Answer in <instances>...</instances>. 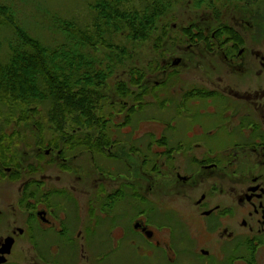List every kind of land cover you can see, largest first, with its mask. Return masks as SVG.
<instances>
[{
  "label": "flooded vegetation",
  "instance_id": "flooded-vegetation-1",
  "mask_svg": "<svg viewBox=\"0 0 264 264\" xmlns=\"http://www.w3.org/2000/svg\"><path fill=\"white\" fill-rule=\"evenodd\" d=\"M254 13L222 12L220 21L184 27L187 51L163 72L184 69L180 89L172 92L180 97L179 122L149 131L153 143L136 168L121 157V147L112 156L120 145L117 132L128 134L121 129L110 143L99 135L109 144L102 148V157L112 159L109 167L96 166L89 130L83 147L78 138L65 139L44 151L45 164L34 167L55 176L37 172L39 180L26 183L25 192L34 186L33 206L25 198L0 211L6 216L0 264H106L107 243L112 251L126 228L132 254L153 264L264 263V21L257 23ZM119 164L130 170L129 181ZM93 171L99 172L93 177ZM125 189L132 204L122 209ZM107 222L115 226L108 234ZM170 224L184 236L171 234ZM98 241L100 253L92 257L91 243Z\"/></svg>",
  "mask_w": 264,
  "mask_h": 264
},
{
  "label": "rangeland",
  "instance_id": "rangeland-1",
  "mask_svg": "<svg viewBox=\"0 0 264 264\" xmlns=\"http://www.w3.org/2000/svg\"><path fill=\"white\" fill-rule=\"evenodd\" d=\"M147 1L149 0H129L127 2L129 4H127L126 7L142 9ZM160 1L166 5L170 4L172 6V11L168 13L165 20L160 22L158 26L161 27L164 26V24L170 27L175 26L176 32L174 34H176L175 37L177 41L183 36L181 35V31L184 27L187 28L191 25L196 27L201 25L202 22L198 20V18L201 15L203 16L205 12L203 9H195V0ZM221 2L222 0H217L216 4L220 6ZM95 4H97V0H0V9L4 10L5 13H9L8 17L10 16L21 30L29 37L38 40L39 43L45 47L53 48L60 45V47L65 46L66 49H71V47L74 46L71 39L72 35L75 38L74 41H77L81 38L80 33L83 31L89 35L93 32L92 26L95 22L96 13L92 8ZM224 10L226 14L234 13V15L238 11L248 13L250 11L255 12V21L257 23L264 21V0H257L249 6H246L243 1L240 3L233 2L231 5L226 6ZM206 14H208V12H206ZM8 17H6L7 20L9 19ZM193 17H196V20L193 19ZM0 22H5L4 18L1 16ZM65 24L72 27L70 39H67V36L63 33L62 28H64ZM60 25H62L61 28L59 27ZM205 26L211 27L212 25L206 24ZM252 33L251 35L254 36L255 40L256 35ZM262 35L263 33H261L260 36ZM154 37L146 43L134 45L127 44L125 39H120V37L115 38V36H113L110 40L107 39L111 45L113 44V46L115 45L116 47H123L124 44H126L128 56L123 59V63L126 64V70H129L130 67L137 69L145 68L147 73L146 80L149 83L146 82L147 86H144L142 83L139 85H126L127 89L122 91L118 87V84L120 81L125 82V80H128V76L123 73L122 69H119L117 71L118 77L107 81L102 91H100L102 92V99H98L97 101L96 95H93L95 91L85 93L84 95L76 94V99H80V97L84 96V98L91 101L92 120L85 122V124L76 123L74 116L76 113L70 108H62L63 112H65V119H68L67 122L62 120L57 124L55 121H51L50 114L53 115L55 109L52 106L49 107L47 101L49 99L44 100L45 102L43 104L31 105L21 109L22 113L0 104V211H5L13 206L17 207L19 204L21 205L25 198L28 206H33V204H35V198L33 196L35 192L34 186L25 192V185L27 182L31 183L39 180V176L36 175L37 172L49 171V168L42 169L43 166L40 167L41 169L38 171L36 170L37 167H34V165L37 164V161L38 163L41 161L45 164V160L41 157H43L44 151L57 144V140H71L73 138L81 140L89 130L91 136L90 148L96 155L94 159L96 166L105 164L109 167L111 163H113L111 161L112 159L102 157V148L109 147L107 142L110 143V140L114 139L112 132L116 134L117 130L121 129L123 133L128 134L125 136L117 132L116 138L118 142L120 141V145L112 152V156H117V150L121 147L124 151L121 157L129 158L128 163L136 168V166L141 163V159L148 155L150 145L153 143L149 131L156 129L158 124L179 122L180 97L177 95L174 96L172 92L180 89L179 84L182 83L181 78L183 77L181 73H184L181 70L184 69L178 66L172 73L166 76L163 72L169 69L173 60L184 57L183 52L187 51L189 41L183 36L184 39L181 38V49L178 51L174 48L178 44H176L175 41L173 42V39H164V49L156 51L153 47L155 44ZM15 41V34L8 23H0V64H5L7 62L10 50L9 46ZM258 44L262 45L261 40ZM103 49V47H100V52ZM185 57H188V55ZM152 62H157L160 68L156 73H151L149 70L150 63ZM165 63L166 66H164ZM190 75L194 77L196 72L191 71ZM125 97L130 99L125 101ZM101 117L108 122L106 127L103 128V131H99V122H102ZM123 123L128 125H119ZM113 125H118L119 127L117 128V126ZM32 128L36 131L35 133L31 131ZM109 128L113 131L109 130ZM99 135H102L103 139H106L105 141L107 142L105 145H103V141H98ZM157 138L159 137L157 136ZM83 142L84 140L79 143L81 147H83V144H81ZM174 149L177 150V148ZM117 158H119V156ZM7 169L11 170L10 174L5 173ZM117 170H121L123 177L127 178V181H129V177L131 176L130 170H122L121 164H119ZM143 171H148L147 166L144 167ZM98 172L99 171H96L95 173V171H93L92 176H96ZM48 173L53 178L56 172L51 170ZM124 193L122 204L120 205L122 209L132 204L131 192L125 189ZM140 195L147 197L145 194ZM177 201L178 200H175L174 202ZM136 202L140 203L138 201ZM0 219L1 229L3 220L6 219V216L4 215L0 217ZM172 225L173 224H170V228H174L175 231H171V234H174L177 238L183 237V229L177 224L175 227H172ZM114 227L113 224L107 222V231L104 226L105 233L108 234ZM125 230L127 233L124 240H121V242L120 240H114V245L116 247L112 249V251H110V248H112L110 246L111 244L107 243L108 247H106V250L108 255L106 264H153L151 260H140L136 255L132 254L128 242L131 236L130 233H128V229L126 228ZM103 234V229H101L98 233L100 238H102L101 241L106 239ZM121 234L123 233L116 232L115 236L119 238ZM99 246V241L91 243V247L93 251H95V255L93 254L94 256L92 257L98 256L100 250ZM256 253L257 259L263 255L260 250ZM235 255L233 258H239L238 256L242 258L241 254H238V256ZM244 255L247 256V253L244 252ZM32 256H34V254H32ZM185 256L188 257V254L186 253ZM258 263L264 264L260 259ZM238 264H241V262Z\"/></svg>",
  "mask_w": 264,
  "mask_h": 264
},
{
  "label": "trees",
  "instance_id": "trees-1",
  "mask_svg": "<svg viewBox=\"0 0 264 264\" xmlns=\"http://www.w3.org/2000/svg\"><path fill=\"white\" fill-rule=\"evenodd\" d=\"M128 1L97 0V4L92 8L96 13L92 26L93 32L89 35L83 31L80 33L81 38L77 41H74L73 35L71 37L72 27L65 24L62 30L67 39L70 37L72 39L74 46L71 49H66L65 46L60 47V45L53 48L45 47L21 30L15 21L8 17L9 13L0 9V16L12 28L16 38V41L9 46L7 62L0 64V104L22 113L21 109L43 104L44 100L49 99L47 100L49 107L52 106L55 109L53 115L50 114L51 121L57 124L62 120L67 122L68 119H65L62 108H70L76 113L74 115L76 123L85 124L92 120L91 101L84 96L76 99V94L84 95L95 91L93 95H96L97 101L102 99L100 91L107 81L118 77L119 69L128 76V80L119 82L120 90L125 91L126 85L130 84L142 83L147 86L149 82L146 80L145 68L130 67L126 70V64L123 63V59L128 56L126 44L123 47L113 46L109 42L110 38L120 37L125 39L127 44L134 45L146 43L155 36L153 47L156 51L164 49V39L170 38L179 44L180 38L177 41L174 34L176 29L174 30L173 27L166 24L158 26L172 11L170 4H163L160 0H149L145 2L146 5L142 9H132L126 7L129 4ZM216 1L195 0V9H203L205 12L198 20L220 21V15L231 3L243 1L248 6L257 0H222L220 6L216 4ZM6 17L9 19L7 20ZM193 19L196 20V17ZM100 47L104 48L101 52ZM158 69L160 68L157 62L150 63L151 73L158 72ZM125 98V101L130 99ZM101 119L99 131H103L108 124L102 117ZM31 131L36 132L34 128ZM81 140L85 138L82 137Z\"/></svg>",
  "mask_w": 264,
  "mask_h": 264
},
{
  "label": "water",
  "instance_id": "water-1",
  "mask_svg": "<svg viewBox=\"0 0 264 264\" xmlns=\"http://www.w3.org/2000/svg\"><path fill=\"white\" fill-rule=\"evenodd\" d=\"M176 64H178V61H175L173 65H176Z\"/></svg>",
  "mask_w": 264,
  "mask_h": 264
}]
</instances>
